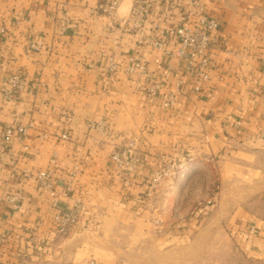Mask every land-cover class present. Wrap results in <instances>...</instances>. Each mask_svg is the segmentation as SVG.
I'll return each instance as SVG.
<instances>
[{"label":"crops","instance_id":"0c3cea01","mask_svg":"<svg viewBox=\"0 0 264 264\" xmlns=\"http://www.w3.org/2000/svg\"><path fill=\"white\" fill-rule=\"evenodd\" d=\"M102 1L0 0V231L10 236L0 247V264H122L113 230L134 225L136 248L146 237L154 245L181 243L186 231L177 210L164 236L150 233L158 212L171 210L174 185L185 181L164 184L149 196L161 159L191 157L187 177L204 166L233 179L254 180L260 173L264 0H148L144 29L173 54L179 51L175 28L193 1L220 21L207 52V81L185 70L177 55L141 43L140 30L127 24L135 0H123L117 18L98 11ZM111 56L118 62L113 74L107 70ZM136 59L147 63L160 93L177 95L175 107L164 108L159 97L137 89L136 76L127 72ZM15 73L26 87L8 100L4 94ZM8 126L26 127V137L16 131L6 140ZM128 139L141 159L133 174L120 171L110 157ZM75 167L73 190L65 193ZM44 170L53 173L61 208L79 193L88 206L82 221L61 237L54 235L55 208L36 180ZM13 196L17 207L8 199ZM239 213L237 223L250 226L246 211ZM255 233L243 239L251 254L264 245Z\"/></svg>","mask_w":264,"mask_h":264},{"label":"rangeland","instance_id":"374dc122","mask_svg":"<svg viewBox=\"0 0 264 264\" xmlns=\"http://www.w3.org/2000/svg\"><path fill=\"white\" fill-rule=\"evenodd\" d=\"M260 163L259 176L254 180L226 177L210 166L192 171L185 181L174 185L178 190L171 198V210L165 215L163 210L158 212L155 219H162V225L158 227L152 219L154 227L150 230L151 237L164 236L169 228L166 221H171L178 211L182 216L177 218L184 220L182 228L186 238L181 243H156L155 246L153 240L146 237L145 243L136 248L135 225L113 230L119 239L115 246L122 255V264H264V245L256 254L248 252L243 245L244 236L256 231L255 235L264 242L262 156ZM240 210L250 217V226H246L244 220L237 223L234 216L240 214Z\"/></svg>","mask_w":264,"mask_h":264},{"label":"built area","instance_id":"2783aa9c","mask_svg":"<svg viewBox=\"0 0 264 264\" xmlns=\"http://www.w3.org/2000/svg\"><path fill=\"white\" fill-rule=\"evenodd\" d=\"M123 0H104L99 3L98 11L102 12L110 18H117L119 8ZM151 13V8L148 0H135L130 10V15L127 20L128 26H136L141 33V43L146 42L154 48L162 52L178 56L185 70L193 71L203 81L209 79L208 67L209 57L208 49L210 48L213 37L212 32L220 29V21L206 14L198 4L193 1L190 11L184 23L175 28V35L179 44V51L173 54L168 51L164 40L157 38L153 34H148L144 29V25ZM30 48L36 52H41L42 46L36 43H31ZM264 65V57L262 59ZM107 70L113 74L118 69L117 60L111 56L107 60ZM130 75L136 76V87L142 90L149 97H159L164 108L170 109L176 106L178 98L173 92L160 93V85L154 82V77L147 63L141 60H134L127 68ZM26 87V79L21 73H15L9 78V89L5 91L4 97L8 100L12 98L13 93H21ZM200 87L197 86L196 90ZM67 120H72V115H67ZM91 129L102 130L101 124L89 123ZM19 132L20 138L26 137L27 128L19 126L16 129L13 126H8L3 131V137L6 140L11 139L15 132ZM48 135L44 134L45 139ZM68 134L62 135V139H67ZM111 160L116 168L126 174L135 173L141 164V159L138 153L136 142L133 139H128L123 145L113 151ZM191 157H184L181 160H159L156 169L153 171L149 187L148 195L164 184H173L176 180L185 179L189 172ZM55 163V157L52 159ZM79 173V168L75 167L72 173L73 180L66 183L65 193L73 190L74 180ZM36 180L38 181L43 193L50 199L52 206L55 208L53 215L54 235L61 237L73 230V228L82 221V217L88 212V206L84 195L79 193L72 205L66 208H61L58 204V191L53 180L51 170L39 171ZM9 201L17 207L18 198L16 196L8 197ZM156 225H162V219L154 220ZM10 240L7 233L0 231V247Z\"/></svg>","mask_w":264,"mask_h":264}]
</instances>
